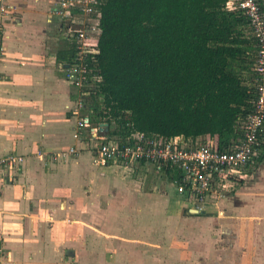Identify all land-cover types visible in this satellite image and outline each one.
<instances>
[{"label":"crops","instance_id":"obj_1","mask_svg":"<svg viewBox=\"0 0 264 264\" xmlns=\"http://www.w3.org/2000/svg\"><path fill=\"white\" fill-rule=\"evenodd\" d=\"M55 1L9 0L4 20L0 157L21 161L0 167V264H264V158L208 218L151 169L97 166L72 139Z\"/></svg>","mask_w":264,"mask_h":264},{"label":"trees","instance_id":"obj_2","mask_svg":"<svg viewBox=\"0 0 264 264\" xmlns=\"http://www.w3.org/2000/svg\"><path fill=\"white\" fill-rule=\"evenodd\" d=\"M226 1L100 0L96 53L85 57L100 81L82 113L121 139L207 136L225 147L254 98L247 21Z\"/></svg>","mask_w":264,"mask_h":264},{"label":"built area","instance_id":"obj_3","mask_svg":"<svg viewBox=\"0 0 264 264\" xmlns=\"http://www.w3.org/2000/svg\"><path fill=\"white\" fill-rule=\"evenodd\" d=\"M8 1L0 0V58L4 20L11 10ZM99 1L56 0L51 10L59 23L60 36L72 42L74 52L64 75L68 84L77 91L71 108L74 118L72 139L85 143V149L91 152L97 166H112L125 173L138 166L149 168L155 176L168 179L175 192L184 195L196 211L215 207L224 194L233 191L237 183L264 158V11L260 0L225 2L227 10L247 21V35L253 47L249 68L254 98L250 102V111L237 120L234 138L223 148L207 136L165 138L134 131L121 139L106 135L107 129L102 131L106 123H91L88 113H82L84 99L100 81L85 62L87 55L96 53L99 13L95 7ZM66 152L75 154L76 149L70 146ZM20 161L21 158L16 156H2L0 167H10ZM2 256L0 245V260Z\"/></svg>","mask_w":264,"mask_h":264},{"label":"rangeland","instance_id":"obj_4","mask_svg":"<svg viewBox=\"0 0 264 264\" xmlns=\"http://www.w3.org/2000/svg\"><path fill=\"white\" fill-rule=\"evenodd\" d=\"M224 9L227 11V12H231V11H229V10H227L226 9V7H225V4H224ZM233 13V12H232ZM112 128H113V126H112ZM216 208H215V211L213 212H211V211H202V213H198V214H203L204 216H205V214H208V215H206V217H208L209 218V216H216L217 217V212L219 213V215H221L222 213L221 212H224L225 210L220 206L219 208L217 207V206H215ZM219 209V210H218ZM212 213H214V214H212ZM218 215V216H219Z\"/></svg>","mask_w":264,"mask_h":264},{"label":"water","instance_id":"obj_5","mask_svg":"<svg viewBox=\"0 0 264 264\" xmlns=\"http://www.w3.org/2000/svg\"><path fill=\"white\" fill-rule=\"evenodd\" d=\"M106 129H107V125H106V124H104V125H103V129H102V131H103V132H105V131H106Z\"/></svg>","mask_w":264,"mask_h":264}]
</instances>
